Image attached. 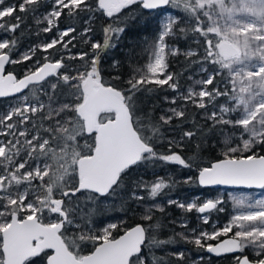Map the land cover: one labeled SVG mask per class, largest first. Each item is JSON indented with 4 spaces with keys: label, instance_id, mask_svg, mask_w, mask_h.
Listing matches in <instances>:
<instances>
[{
    "label": "snow or ice",
    "instance_id": "snow-or-ice-1",
    "mask_svg": "<svg viewBox=\"0 0 264 264\" xmlns=\"http://www.w3.org/2000/svg\"><path fill=\"white\" fill-rule=\"evenodd\" d=\"M43 0H20L17 4H9L0 7V29L8 33L15 34L20 28L23 20L22 16L15 15L20 13H32L38 9ZM177 0H96L95 8L90 0H53L52 7L45 12L41 18L36 19L37 25L46 22V26L41 29L44 33L52 32L56 29L57 35L49 42L41 45L33 46L27 52L22 54L19 59L12 58V52L18 41L13 35L11 39L4 38L0 40V97H6L21 93L27 89L29 85H40L49 77H54L55 82H49L53 93L61 85L67 86L69 89H75L70 95L75 97L74 103H65L59 108L48 106L46 115L41 117L43 120L52 121V123L44 129L48 133V138L42 136L39 131L28 139V129L20 126L31 122L32 117L38 112L43 111L45 105L24 103L22 107H16L4 116H0V135L12 137H24L23 141L18 138L8 140L7 143L0 140V158L6 161L4 172L0 174V200L5 201L0 210V218L10 216L11 219H0V264H29L33 258H38L46 249L53 250L52 255H47L46 264H146L142 256V246L146 242V233L148 228L138 224L131 230L127 231L118 239L112 238L111 229H115V223L109 224L102 230L101 235H89L82 233L78 237H69L66 232L71 227H79L71 218L70 209L65 207V198L75 196L76 193L87 190L89 192L99 194L100 196L114 194L123 183V177L128 170L139 164H155L156 161H162L166 164H175L183 168H193L195 165V157L186 159L178 152L172 151L173 147H180L184 139L192 140L197 135L195 131H184L180 137V141L172 138L168 141V153H161L157 149V142L162 137L161 125H170L174 119H185L186 110L183 106L172 107L168 109L169 115H161L159 122L138 116V94L142 92H152L153 89L147 85H156L158 87L168 86L173 91H177L178 84L174 81V75L167 71L168 64L165 59V38L178 31L184 33L186 31L179 26V19L170 22L164 26V30L158 37V46L154 53V62L148 63L147 72L151 74V78L147 75H137V70H133V74L127 79L126 88H118L114 84L104 81L102 77L101 56L102 53L114 48L115 43H111L113 35L116 40L127 29L126 21L118 16L123 10L129 9L131 6L141 4L144 9H157L176 3ZM217 5L227 4L229 0H215ZM248 2L256 3V0H248ZM5 0H0V6L4 5ZM245 3V0H241ZM185 10L191 13L195 25L192 32L199 34L205 38V55L204 59L208 62L223 65L229 59L225 52L226 37L222 33L221 20L225 15L232 17V11L228 10L216 12L213 10L212 0H193L191 4L185 3ZM96 9L100 10L104 16L114 18L112 23L102 29L104 33L103 43L92 42V52L72 53L70 45L73 47V41L76 36V28L69 26L65 29L59 28V21L63 15L70 18H77L81 13H90ZM207 9V10H206ZM207 18L210 24L205 27L204 20ZM9 18V20H5ZM14 20L15 23L10 21ZM91 16H89V21ZM89 21H85L88 23ZM215 21V25L213 24ZM175 25V27H174ZM250 29H239L240 32H246ZM92 31L91 27H85L82 36L87 37ZM39 34V33H37ZM209 34H214L219 39L214 43L213 39L208 38ZM68 38L67 40L65 38ZM258 48L264 54V35L256 38ZM85 43L89 40L85 39ZM64 52L59 58L53 59L49 50L59 51L57 46ZM37 51L45 53L43 62L37 59L35 67L26 72L23 78L17 79L12 72H7L6 65L23 63L32 61ZM170 55L176 56L181 54L180 49L169 50ZM186 57L197 55V52L188 50L183 53ZM236 65L240 67L227 66L231 74L230 83L233 86V92L236 91L237 83L239 84V93H247L239 95V104L244 105V116L238 120H229L224 114L235 109L221 106L219 112L205 111V119L211 121L212 128L217 126H242L244 131L248 133L249 138L243 139V148L239 146L228 147L224 152V159L211 164L210 167L199 168L198 183L201 186L230 185V186H246L264 189V156L255 154L238 157L234 155L239 151H251L256 143L264 144V99L256 100L257 96L264 97V84H261V91L253 93L250 91L252 78L257 81L264 77V60L258 63H250L236 56ZM68 60H78L82 62L79 68L67 63ZM119 61H113L112 67L118 70ZM225 69L224 67H221ZM162 77V78H161ZM237 77L239 79H237ZM119 80V76L113 77ZM215 74H211L198 84L203 87L199 91L189 89L181 99L187 103H192L199 109L207 110L209 104H212L217 97L228 95L227 91H221L217 87L211 90L207 86L214 85ZM43 90V89H41ZM99 98L107 100V106L102 111L93 113L94 120H91L85 113L88 105H91ZM235 98V97H233ZM51 100V96H49ZM28 97H24L27 101ZM169 103L176 105L175 97H165ZM31 114V115H30ZM74 115V119L65 120L64 117ZM103 114V115H102ZM17 117L18 122H13V118ZM255 122V123H254ZM251 126V127H250ZM34 129L37 128L35 123L32 124ZM43 127V124L40 125ZM94 135V144H87L85 148L87 154L78 151L79 138L87 135ZM208 133H202L207 135ZM50 140L62 142L60 148L61 155L59 174H53L50 177V165L45 162L40 163V157H46L51 152L53 158H56L55 149L50 147ZM227 143V140L225 141ZM20 145V147H18ZM199 147V145H197ZM27 150L29 159L37 161L35 168L21 172L26 169L28 160L15 163L14 158L20 155V152ZM8 165H14V170H9ZM78 177V183L74 187H67L65 177ZM45 177H49L45 184ZM41 181V188L45 189V194H38L34 190L35 200H29V189L23 191H12L13 187L19 188L21 184H28L33 187V180ZM185 183H192V177H186ZM67 188V190H64ZM136 188H147L144 181L137 182ZM169 188V184L164 180H158L151 184L150 197L155 198L163 189ZM54 189H60L62 198H55ZM132 198L137 201H143L144 196L136 191L132 192ZM238 205H242V200H237ZM261 205L259 210H248L235 215L232 221L222 230L212 233L203 231L198 235L193 231V236L188 237L184 232L178 233L181 238L188 242L194 243L198 248L205 249L208 253L216 256L244 253L245 249L251 248L258 259L252 260L248 255H235L233 259L236 264H264V201H256ZM168 204L192 212L195 210L201 214L203 223L209 222V215L213 211L221 212L223 207L222 201L219 199H207L206 201L197 203H183L178 200H168ZM158 209L164 212L163 206L159 204L152 205L145 210L143 219L152 220V209ZM252 208V204L248 205ZM47 212L52 215H58L59 219L50 220L48 223L43 222V213ZM27 213L22 219L18 218L21 213ZM187 227L186 223L181 225ZM159 229L161 225L156 223L150 225ZM237 230L233 236L221 241L218 244H205L204 240H217L220 236H228L233 228ZM91 240L95 246L94 251L88 255H82L75 250L78 247L77 241ZM170 240H157L152 238L151 244L160 246L170 243ZM151 245H149L150 247ZM178 260L184 259V253L178 252L173 254ZM153 264H167L163 258L153 259Z\"/></svg>",
    "mask_w": 264,
    "mask_h": 264
},
{
    "label": "trees",
    "instance_id": "trees-1",
    "mask_svg": "<svg viewBox=\"0 0 264 264\" xmlns=\"http://www.w3.org/2000/svg\"><path fill=\"white\" fill-rule=\"evenodd\" d=\"M20 0H5L4 5L17 4ZM193 0H177L176 3L169 4L163 8L157 9H144L141 4L131 6L129 9H125L118 16L122 17L127 23L126 31L120 35L119 39L116 40L113 35L111 43H115L114 48H109L102 53L101 56V68L102 77L105 82L114 84L118 88H126L127 79L133 74V70H137V75L144 74L146 72L145 66L148 63L150 56L155 48L158 34L161 29L160 19L166 12H170L175 18L174 21L179 19V26L186 29L184 33L177 30L165 38V42L172 45L174 48H179V55L172 56L170 53L166 56V63L168 64L167 71L174 75V81L178 84L177 91H173L170 87L163 86L158 87L156 85H147L148 88L153 89L152 92H142L138 94V116L148 119V114H151V119L154 122H159L161 115H169L168 109L172 107L183 106L186 110L185 119H174L170 125H161L162 139L157 142V149L161 153H168V141L175 138L180 141V137L184 131L192 130L197 133L192 140L184 139L180 147H173L172 151L180 153L186 159L195 157V165L193 168H183L182 166L175 164H166L162 161H156L155 164H139L131 167L127 174L123 177V183L116 192L111 195L98 196L89 191H81L76 193L75 196L65 198V207L70 209L71 218L75 224L79 227H71L67 230L66 235L69 237H78L82 233L89 235H101L102 229L115 223L117 227L111 229L112 238H116L125 232L128 228L142 224L148 228L146 233V242L142 247V256L144 257L146 264H153V259L163 258L167 264H234L236 263L233 257L235 255H208L205 249L198 248L194 243L188 242L181 238L178 233L184 232L188 237L193 236V231L198 235L200 232L208 231L211 232L215 227L225 223L230 218L229 206H223V211H213L209 214V222L203 223L201 214L193 210L192 212H186L183 209L176 207L175 205H169L168 200H178L185 204L194 197L197 201L204 197L214 195L218 190L211 188H202L197 183V174L199 168L210 166L213 162L224 159V152L227 151L228 147L239 146L243 148L242 140L248 139L249 135L246 133L242 126H217L212 128V131L208 133V129L211 127V121L205 119V111L219 112V108L224 105H229L227 102L228 96L231 93V87L228 83L229 74L226 69H223L222 65L208 62L204 59L205 55V38L199 34L192 32V27L195 25V21L191 17V13L185 10V3L191 4ZM53 0H43L38 6L35 14L32 13H20L16 12L15 15L23 17L21 26L17 29L15 34L6 32L0 29V40L4 38L11 39L14 35L18 43L12 52L13 59H19L22 54L32 46L40 45L49 42L54 36L57 35L56 29L52 32L44 33L41 31L46 26V22L37 25L36 19L41 18L43 14L49 11L52 7ZM93 7L95 8L96 0H90ZM89 16L91 20L89 21ZM204 20V26L210 21L205 17H201ZM114 18H108L103 13L96 9L90 13H81L77 18H70L67 15H63L59 21V28L65 29L69 26L75 27L76 32L73 35L76 39L73 41L74 47L70 45L72 53L77 52H92L91 43L100 42L103 43L104 33L102 29L108 24L112 23ZM9 20V18H5ZM85 21H89L85 23ZM173 21V22H174ZM15 23L14 20L10 21ZM85 27H91L92 31L88 33L87 37L82 36L83 29ZM175 27V25H174ZM39 33V34H37ZM208 38H211L210 35ZM68 39L67 37L65 38ZM88 39L89 42L85 43L84 40ZM213 39V38H211ZM214 43L216 39H213ZM56 50H49L52 53V58L57 59L59 55L64 52L58 45ZM192 50L197 52V55L192 57H186L183 53ZM45 53L37 51L32 61H26L23 63L8 64L6 65V73L12 72L16 75L17 79L23 77L27 71L34 69L35 61L37 59L43 62ZM119 61L120 65L118 70H114L112 67L113 61ZM228 60V59H227ZM226 60V61H227ZM67 63L74 65L76 68L80 67L82 62L78 60H68ZM208 74H215L214 85L207 86L209 90L213 87L219 88L222 92L227 91L228 95L219 96L212 103L209 104L207 110L199 109L192 103H187L181 99L183 95L187 93L189 89L199 91L202 84H198V81L207 79ZM119 76L120 79H113V77ZM55 82L54 77H49L40 85H29L25 91L20 94L28 97V100L32 104H40L47 102L43 111L38 112L32 117L30 123L23 125L28 126L29 136L39 131L42 136L48 138V133L44 131L52 121L43 120L41 117L46 115L48 106L59 108L65 103H74L75 97L70 95L75 89H69L62 83L56 89L55 93L52 92L50 83ZM43 87H47L46 91H40ZM32 90V91H31ZM19 95L6 97L0 99V114L4 116L8 112V107L14 106L16 99ZM51 96V100L49 99ZM165 97H175L177 104L173 105L165 100ZM31 115V114H30ZM103 115V114H102ZM74 115L65 116V120L74 119ZM226 119L235 121L232 115L225 117ZM17 117L13 118V122H18ZM35 123L37 128L34 129L32 124ZM43 124V127L40 125ZM18 128L20 125L18 124ZM202 133H208L206 136ZM94 133L92 135L85 134L79 138L78 151L85 152L88 150L85 148V142L87 144H94ZM227 140V143L225 142ZM199 145V147H197ZM20 145H18L19 147ZM50 147L55 149L56 158H53L50 152L46 157H40V161H46L49 165V175L59 174L60 171V160L61 155L60 148L62 142L50 140ZM26 152L16 161L28 160L26 169L32 168L35 159H29L26 156ZM255 154L257 156L264 155V144L256 143L251 151H239L234 155L238 157ZM25 155V156H24ZM2 161V160H1ZM5 166L0 162V170L4 171ZM24 169V170H26ZM9 170H13L9 167ZM24 170H21L23 172ZM186 177H192V183H185ZM49 177H45V184ZM164 180L169 184V188L163 189L155 198L150 197L151 184L158 180ZM67 181V187H74L78 183V177H65ZM144 181L147 184V188H136L137 182ZM27 185L29 189L28 197L32 198L31 192L34 190L38 191L41 196L45 194V189L41 188V181L36 179L32 181L33 187H29L28 184L24 183L19 186L18 189L13 187L12 191H20V189ZM64 190H67L65 188ZM136 191L138 194L144 196L143 201H137L132 198V192ZM55 198H62L60 196V189H54ZM0 200V209L2 205ZM159 204L163 206L164 212H160L158 209H152V220L146 221L142 217L145 210L150 208L152 205ZM27 213L21 212L18 217L23 218ZM2 219L10 220V216H6ZM59 219L58 215H50L47 210L43 213V222L48 223L50 220ZM159 223L161 227L156 229L150 227ZM187 227H182V224ZM212 224L214 227H212ZM231 235V233H230ZM152 238L157 240H170L171 242L165 245H154L151 244ZM223 239L220 236L217 240H204L205 244H213ZM1 243V237H0ZM78 247L75 249L82 255L90 253L100 241L95 242L91 240L77 241ZM149 245H151L149 247ZM183 252L184 259L178 260L173 254ZM50 254L49 250H45L41 253L38 258H33L29 264H45L46 257ZM237 255H248L250 259L255 260L256 257L253 252L245 250L244 253H238Z\"/></svg>",
    "mask_w": 264,
    "mask_h": 264
},
{
    "label": "rangeland",
    "instance_id": "rangeland-1",
    "mask_svg": "<svg viewBox=\"0 0 264 264\" xmlns=\"http://www.w3.org/2000/svg\"><path fill=\"white\" fill-rule=\"evenodd\" d=\"M212 4H213V10L216 12L224 11L225 13H227L228 10L232 11V17L231 18H229L227 15H225L221 20H219V23H221L222 33L226 37L225 41L229 42L238 51L234 57L229 58L222 65L229 74L228 83L230 84V87H231V93L227 99V102H229V105H224V106L228 107L229 109H235V111H230L224 115H225V117L228 115H232L235 120H238V119H241L245 114L244 113V105L239 104V95H244L247 98L248 94L247 93H244V94L239 93V91H238L239 90V84L238 83L236 86L235 93L233 92V86L230 83L231 74L229 73L227 66L230 65L233 68L240 67V66L236 65V59L235 58L237 55H239L241 59L245 60L246 62H250V63H258L261 60H264V54H262L260 52V50L257 46L258 41L256 39L257 37L264 35V0H256V3L248 2V0H245V3H241V0H229V2L227 4H223V5H217L215 0H212ZM174 20H175V18L173 17V15L170 12H166L162 15V17L160 19L161 29H160V32L158 34V37L162 33V31L164 30V26L170 22H173ZM209 24L210 23H208L207 26ZM213 24L215 25V21H213ZM241 28L250 29V30H248L246 32H240L239 29H241ZM209 35L213 39H216V40L219 39L214 34H209ZM158 37H157L155 48H154V50L150 56L148 63L154 62V53H155L157 46H158ZM165 44H166V50H165V58H166L167 54L169 53V50L175 49V48L172 45L167 44L166 42H165ZM259 44H264V41H259ZM27 51H28V49L25 52H27ZM148 63L145 66L146 72L144 73V75H147L149 78H151V74L147 72ZM209 75L210 74H208V76ZM237 79H239V78L237 77ZM261 84H264V77H261L259 81H257V79L255 77H253L250 91L253 93L260 92L262 90L260 87ZM46 88L47 87H43V90L40 89V91H42V92L46 91ZM24 97H25L24 95H21V96L19 95L18 98L16 99L15 105L7 108L8 112L12 111L16 107H22V105L25 102L32 104L29 100L24 101ZM233 97H235V98H233ZM261 99H264V97H260V96L256 97L257 101H259ZM42 103L44 105H48L47 102H42ZM36 105L39 106L38 104H36ZM1 115L2 114H0V116ZM0 127H2V126H0ZM22 128H27L28 132L30 130V128L28 126H20V128H18V130H22ZM31 137H32V135H30V136L28 135V139H31ZM17 138L20 141H23L25 139L24 137H18V136L12 137V136L0 135V140L4 141L5 143H7V141L10 139L15 140ZM25 151H27V150L21 151L20 155L22 156L25 153ZM20 155L14 158L16 164L25 160L24 159L21 161H16L18 159V157H20ZM26 156H28L27 152H26ZM0 162H2L3 166H5L7 164L6 161H3V158H0ZM45 162L46 161H40L41 165H43ZM36 163H37V161L34 163L32 168H28L24 171L31 170V169L35 168ZM8 167H10L14 170V165H8ZM3 172L4 171L0 170V174H2ZM25 188H28V186L24 185L20 189V191H23ZM217 190L218 191L214 195L204 197L199 201H197L196 197H194L188 201V203L200 204V203L206 201L207 199H213V200L219 199L222 201V204H221L222 207L225 205L229 206V210L231 213L229 220L225 223H222L220 226L215 227L209 233L222 230L223 227L227 226L232 221V218L235 215L240 214L241 212L248 211V210H259L261 205L256 204L255 202L256 201H264V189H259V190L217 189ZM31 194H32V198L29 200L34 201L35 200L34 191H32ZM237 200H242L244 203L242 205H238L236 203ZM1 203H5V201L1 200ZM250 203L252 204L251 209L248 208V205ZM0 210H2V208ZM205 215H209V214L206 213ZM0 219H2V218H0ZM107 226H105V227H107ZM212 227H214L213 224H212ZM236 230L237 229L234 227L233 231L230 232L231 235L229 233L228 236H222V238L225 239V238L232 237ZM206 232H208V231H206ZM245 250L253 252V250L251 248H247Z\"/></svg>",
    "mask_w": 264,
    "mask_h": 264
},
{
    "label": "water",
    "instance_id": "water-1",
    "mask_svg": "<svg viewBox=\"0 0 264 264\" xmlns=\"http://www.w3.org/2000/svg\"><path fill=\"white\" fill-rule=\"evenodd\" d=\"M224 48H225V52H226V54L228 55V57L229 58H232V57H234L236 54H237V49L234 47V46H232L229 42H227V41H225V45H224ZM7 74V73H6ZM21 78H23V77H21ZM20 79V78H19ZM42 83V82H41ZM25 91V89L21 92V93H17V94H14V95H10V96H6V97H12V96H16V95H20V94H22L23 92ZM6 97H0V99L1 98H6ZM107 100L106 99H104V98H99V99H97L96 101H94L91 105H88L87 106V108L85 109V113H86V115H88L89 116V118L91 119V120H94V115H93V113H95L96 111H102L106 106H107ZM260 156H264V155H260ZM220 160H222V159H220ZM219 160H217V161H215V162H218ZM215 162H213V163H215ZM212 163V164H213ZM211 166V165H210ZM210 166H206V167H210ZM197 177H198V174H197ZM197 177H196V179H197ZM197 183H198V180H197ZM198 185H199V183H198ZM200 187H202V188H211V189H247V190H259V189H261V188H257V187H251V188H249V187H246V186H230V185H215V186H201V185H199ZM87 191V190H86ZM92 193V192H91ZM95 194V193H94ZM96 195H98V196H100L99 194H96ZM19 218V217H18ZM10 219H11V217H10ZM10 221V220H9ZM138 224H136V225H134V226H132V227H130V228H128L125 232H123L121 235H119L118 237H116V239H118L120 236H122V235H124L127 231H129V230H131L132 228H134L135 226H137ZM140 225H142V224H140ZM143 226V225H142ZM226 239H228V238H226ZM226 239H222V240H220V241H218V242H216V243H214L213 245H215V244H218V243H220L221 241H223V240H226ZM1 243H2V237H1ZM143 247V246H142ZM46 250H49L50 251V254L49 255H52V254H54L53 253V250H51V249H46ZM92 251H94V249L92 250ZM91 251V252H92ZM90 252V253H91ZM90 253H88V254H90ZM206 253L208 254V255H215V254H212V253H208L207 251H206ZM88 254H86V255H88ZM237 253H233L232 255H236ZM46 264V263H45ZM234 264H236V263H234Z\"/></svg>",
    "mask_w": 264,
    "mask_h": 264
},
{
    "label": "flooded vegetation",
    "instance_id": "flooded-vegetation-1",
    "mask_svg": "<svg viewBox=\"0 0 264 264\" xmlns=\"http://www.w3.org/2000/svg\"><path fill=\"white\" fill-rule=\"evenodd\" d=\"M225 239H226V238H225ZM221 240H222V239H221ZM219 241H220V240H219ZM213 244H214V243H213ZM237 254H238V253H237ZM237 254H236V255H237Z\"/></svg>",
    "mask_w": 264,
    "mask_h": 264
}]
</instances>
